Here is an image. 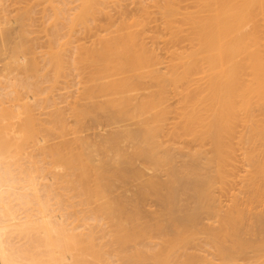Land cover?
<instances>
[{"label": "bare ground", "instance_id": "1", "mask_svg": "<svg viewBox=\"0 0 264 264\" xmlns=\"http://www.w3.org/2000/svg\"><path fill=\"white\" fill-rule=\"evenodd\" d=\"M3 1L0 264H264V0Z\"/></svg>", "mask_w": 264, "mask_h": 264}, {"label": "rangeland", "instance_id": "2", "mask_svg": "<svg viewBox=\"0 0 264 264\" xmlns=\"http://www.w3.org/2000/svg\"><path fill=\"white\" fill-rule=\"evenodd\" d=\"M4 1H5V4H6V5L12 3V2H10L11 0H9V1H8V0H4ZM4 1H3V2H4ZM6 2H7V3L9 2V3L7 4ZM149 2H150V1H148V3H149ZM128 3H129V1H128ZM128 3H127V4H128ZM37 4H38V7H40V8H38L37 6L34 7V9H36V11H37L38 13H37V12H34V16H35L34 23H33L34 25H33L32 23H30V22H33L32 19L34 18V17H33V13H32L31 16H32L33 18H31V21H29V27H31V25H33V26H32L33 28L31 27V29L33 30V31L31 30V31L33 32V33L31 32V33H32V38H33V36H36V37H34V38H37V40L35 39V40H36V42H35V43H36V46H34V47H37V48H35L36 50H38V49L41 48V49H40L41 51H40V50H38V51L35 50V52H40L41 55H40V53H38V54H39V56H38V55L35 53V54L37 55V56H36V55H35V56L40 58V59L38 58V60H41V59L43 58L42 55H44V53L47 51V50L45 51L44 49H47V48H48V47L46 48V46H45V45L48 43V42H47L48 40H46V38H45V37H46L45 29H44V28H41L42 25H41V23H40V22H42V23L44 22V21H43L44 18H42V19H43L42 21H41V19H40L41 17H43L42 12H43V9H44V8H43L44 5L42 4V5H43V6H42L41 3H36V5H37ZM39 4H40L41 6H40ZM150 4H152V3L150 2ZM184 4H185V3H184ZM129 5H130V6L128 7L129 9H130V7H133L131 4H129ZM152 6H153V5H152ZM182 6H184V5L182 4ZM187 6L191 7L190 5H187ZM11 7H12V6H11ZM185 7H186V6H185ZM41 8H42V9H41ZM150 8H152L151 5H150ZM153 8H154V7H153ZM12 9H13V8H12ZM34 9H33V10H34ZM41 10H42V11H41ZM39 11H40V12H39ZM36 13H37V15H36ZM15 14H16V13H15ZM41 15H42V16H41ZM39 16H40V17H39ZM35 21H38V22L40 21V22H39V23H40V26H39V23H38V22L35 23ZM38 26H39V27H38ZM43 26H44V24H43ZM38 28H39V29H38ZM40 28H41V30H40ZM29 29H30V28H29ZM40 31H41V32H40ZM34 32H35V35H34ZM36 34H37V35H36ZM43 35H44V36H43ZM29 37H30V36H29ZM30 38H31V37H30ZM32 38H31V39H32ZM34 38H33V39H34ZM38 38H39V39H38ZM42 39H43V40H42ZM35 40H34V41H35ZM39 40H40V41H39ZM41 41H42L43 43H42ZM37 43H38V44H37ZM40 43H41L42 45H41ZM33 45H34V43H33ZM47 45H48V44H47ZM87 45H90L89 42H87ZM40 46H41V47H40ZM42 46H44V47H42ZM42 50H43V51H42ZM43 52H44V53H43ZM42 53H43V54H42ZM41 57H42V58H41ZM41 61H42V60H41ZM43 61H44V59H43ZM74 74H75V75H74ZM74 74H73V72H71V74H70V73L67 74L65 78H64V77L61 78V79H64L65 81H62L61 79L59 80V78L56 79V80H57L56 83H55V84H56V89H55L56 91L53 90L52 92H54V93L51 92V96H54L53 99H55V102L58 101V100L60 101V100H61L60 98H63L62 96H64V95H65V96H67V95H68V96H69V95L72 96V95L74 94V91H76V88H79V87H80V85H79V86L76 85V82H78V80H79V79H78V80L76 79V72H74ZM69 76H70V77H69ZM68 77H69V80H68ZM70 78H72V82H71V79H70ZM73 79H74V80H73ZM60 81H61V82H60ZM64 82L66 83V86H67V87L65 86ZM58 83H59V84H58ZM60 83H61V84H60ZM72 83H73V84H72ZM47 85H50V84H46V86H47ZM59 85H60V86H59ZM70 85H71V86H70ZM44 86H45V85H44ZM58 86H59V87H58ZM63 86H64V89H63ZM69 86H70V87H69ZM60 87H62V88L60 89ZM74 87H75V88H74ZM58 88H59L61 91H60ZM57 89H58V90H57ZM61 92H62V93H61ZM59 93H60V94H59ZM66 93H67V94H66ZM71 93H72V94H71ZM75 94H76V93H75ZM75 94H74V96H75ZM58 95H59V96L62 95V96L58 97ZM56 97H57V98H56ZM58 98H59V99H58ZM30 99H32V98H30ZM30 99H29V100H30ZM31 101H32V100H31ZM58 103H59V102H58ZM60 105H61V104H60ZM60 105H59V106H60ZM63 105H64V104H63ZM63 105H62V106H63ZM62 106H61V107H62ZM47 110H48V109H47ZM47 110H46V111H47ZM40 112H45V111H41V110H40ZM40 112H39V114H40ZM36 113H37V112H36ZM37 115H38V114H37ZM44 117H45L44 115H43V117H42V115L40 116L41 119H42V118L44 119ZM114 126H117V125H114ZM121 126H123V125H121ZM88 127H89V126H88ZM101 127H102L101 130H104L103 132H106V131L109 130V127L106 128L104 125H102ZM89 128H90V127H89ZM89 128L86 127V128L83 130V135L85 136V135L87 134L85 137L87 138V140L89 141V143H95V142L100 141V138L97 137V136H101V134L103 133L102 131H100V128H99V127H94L96 130H95L94 128H93V129H92V128L89 129ZM113 128H115V127H113ZM87 129H88V131H86ZM111 129H112V128H111ZM94 130H95V131H94ZM85 131H86V132H85ZM97 131H98V133H99V131L102 132V133H99V135H98V134H97ZM96 134H97V136H96ZM87 136L91 137V140H92V141H90V140H89V137H87ZM97 139H99V140H97ZM95 140H96V141H95ZM159 173H160V174L163 176V178H164V174H162V172H159ZM159 173H158V175H159ZM160 178H162V177H160ZM164 179H165V178H164ZM138 181H139V180H138ZM138 181H133V182L131 181L132 183L130 182V185H128V187H126V188H130V189H132V187H134V184H135V183H136V185H137ZM139 182H140V181H139ZM133 183H134V184H133ZM132 184H133V185H132ZM129 186H130V187H129ZM131 186H132V187H131ZM126 188H125V190H126ZM122 191H123V190H122ZM120 192H121V191H120ZM153 201H154V200L152 199V200L148 203V205H149V204H150V205H149L148 207L146 206V207H147L146 210L148 211L147 213H151V212H149V210H148V208H149L150 206H152V207H150L151 210H155L156 207H158L159 204L156 203V202H153ZM155 203H156V204H155ZM153 204H154V206H153ZM156 205H157V206H156ZM160 208H161V207L159 206V211L161 210ZM157 209H158V208H157ZM156 211H157V210H156ZM152 212H153V211H152Z\"/></svg>", "mask_w": 264, "mask_h": 264}]
</instances>
